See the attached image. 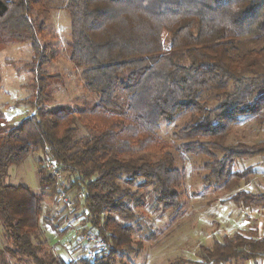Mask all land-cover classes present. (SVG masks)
Segmentation results:
<instances>
[{"label": "trees", "instance_id": "16d2710c", "mask_svg": "<svg viewBox=\"0 0 264 264\" xmlns=\"http://www.w3.org/2000/svg\"><path fill=\"white\" fill-rule=\"evenodd\" d=\"M44 0H0V34L27 42L34 54L31 72L35 111L20 125H0V222L11 251H0V264L27 258L32 264H116L133 244V190L144 179L158 194L163 210L179 209L183 172L174 153L157 144L162 122L180 113L189 119L173 133L180 140L177 156H201L205 184L227 191L237 188L248 170L230 172L233 161L264 158V143L226 145L241 116H254L264 128V0H67L70 17V61L80 80L96 94L90 110L48 111V53L41 46L34 13L47 19ZM52 53H50L51 55ZM49 91V90H48ZM75 120L90 127L74 141ZM93 123V124H92ZM33 152L40 160V185L56 192L59 180L42 166L45 160L69 182L66 192L81 195L88 226L106 244L66 261L39 255L32 239L42 213L41 196L4 183L11 166ZM142 186H139V190ZM234 204L264 208V192L238 191ZM264 261V237L236 232L201 248L192 264Z\"/></svg>", "mask_w": 264, "mask_h": 264}, {"label": "rangeland", "instance_id": "374dc122", "mask_svg": "<svg viewBox=\"0 0 264 264\" xmlns=\"http://www.w3.org/2000/svg\"><path fill=\"white\" fill-rule=\"evenodd\" d=\"M66 2L44 0V7L48 10L47 19H42L37 12L33 17L37 25L43 23L37 37L48 53V61L42 69L47 75L54 76L47 79L50 100L44 101L43 108L74 113L92 109L98 104V97L85 88L79 78L81 69L70 61V17L64 9ZM33 58L29 43L11 40L0 34V125H20L35 111L37 96L31 72ZM188 119L189 113L184 112L176 115L169 123L162 122L157 135L159 147L174 153L175 167L183 172L179 209L163 210L157 206V192L146 184V180H139L133 190L140 206L134 207L131 204L134 217L128 222L133 228V244L123 256L116 258V264H192L200 261L201 248L221 243L224 237L236 232L252 230L257 237H264V208H244L231 201L238 191L264 192V158L233 161L229 166L230 172H248L240 185L231 191L205 184V159L186 154L177 156L174 152L181 141L174 139L173 133ZM73 126L76 129L75 142L90 135V127L79 120H75ZM259 142L264 143V128L254 116H241L233 125L226 145L241 143L251 146ZM40 160H44L42 153L29 154L21 165L9 167L4 183L24 187L31 194L41 196L42 213L32 239L33 245L39 249V255H59L66 261H74L85 253L73 244L72 233L88 226L82 201L78 203L81 195L75 191H65L69 182L60 171L57 191L53 193L43 188L39 176ZM49 164L45 160L42 166L47 170ZM139 186L142 188L138 190ZM60 195H64L65 200L72 204L70 213L59 198ZM11 249L0 222V251ZM92 257L91 253L89 259ZM7 263L32 264L27 258L11 259L8 255ZM226 264H264V261H232Z\"/></svg>", "mask_w": 264, "mask_h": 264}, {"label": "built area", "instance_id": "2783aa9c", "mask_svg": "<svg viewBox=\"0 0 264 264\" xmlns=\"http://www.w3.org/2000/svg\"><path fill=\"white\" fill-rule=\"evenodd\" d=\"M48 170L56 179L59 178V173L56 172V168L53 164H49ZM59 198L63 202L67 211L70 213L72 211V204L65 200L64 195H60ZM72 242L76 248L82 250L85 253L84 256L88 259L91 257V253L93 255L94 252H101L106 249L105 242L97 239L92 233L81 234L77 231H74L72 233Z\"/></svg>", "mask_w": 264, "mask_h": 264}]
</instances>
